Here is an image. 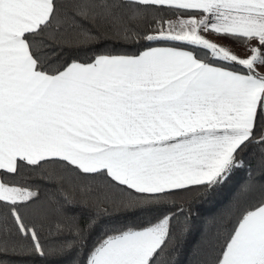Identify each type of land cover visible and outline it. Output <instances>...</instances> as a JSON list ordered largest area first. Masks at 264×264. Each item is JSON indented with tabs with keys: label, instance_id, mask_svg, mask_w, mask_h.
<instances>
[{
	"label": "snow or ice",
	"instance_id": "obj_1",
	"mask_svg": "<svg viewBox=\"0 0 264 264\" xmlns=\"http://www.w3.org/2000/svg\"><path fill=\"white\" fill-rule=\"evenodd\" d=\"M253 147L194 264H264V0H0V264H176Z\"/></svg>",
	"mask_w": 264,
	"mask_h": 264
},
{
	"label": "trees",
	"instance_id": "obj_2",
	"mask_svg": "<svg viewBox=\"0 0 264 264\" xmlns=\"http://www.w3.org/2000/svg\"><path fill=\"white\" fill-rule=\"evenodd\" d=\"M251 161L252 171L247 169L237 173V175L223 188L217 189L215 192L206 195L202 200L198 201L199 209L194 210V221L192 222V234L187 237L188 243L186 244L183 239L178 243L177 250L173 254V260L176 264H194L192 255V241L198 239L200 236V230L203 229L205 234L215 231L212 225V219L218 217L221 213L227 211L231 203L234 201L237 195H241L244 200H256L260 198V181L258 179L260 175L259 160L260 150L253 147L252 152L247 157ZM56 179L47 183H41L42 194L59 196L61 193L56 191V188L52 187L55 183L58 186H62L65 190L73 191L79 198L77 191L78 187H82L80 181L73 183L72 177L74 174H65L60 170H56ZM248 185V190L245 193H241L242 186ZM87 204L79 206L77 215H84L87 219ZM47 229L44 230V238H47ZM18 264H44V261L39 260L36 257H28L18 262Z\"/></svg>",
	"mask_w": 264,
	"mask_h": 264
},
{
	"label": "crops",
	"instance_id": "obj_3",
	"mask_svg": "<svg viewBox=\"0 0 264 264\" xmlns=\"http://www.w3.org/2000/svg\"><path fill=\"white\" fill-rule=\"evenodd\" d=\"M237 51H239V49H236Z\"/></svg>",
	"mask_w": 264,
	"mask_h": 264
}]
</instances>
